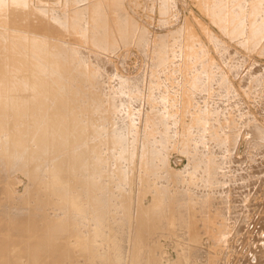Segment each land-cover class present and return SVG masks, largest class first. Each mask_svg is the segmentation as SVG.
Instances as JSON below:
<instances>
[{
	"label": "rangeland",
	"instance_id": "obj_1",
	"mask_svg": "<svg viewBox=\"0 0 264 264\" xmlns=\"http://www.w3.org/2000/svg\"><path fill=\"white\" fill-rule=\"evenodd\" d=\"M198 1L28 0L95 75L111 110L92 112L96 123L107 129L110 114L129 141L121 178L114 161L105 168L111 199L132 192L134 207L101 227L76 219L95 256L66 264H264V0ZM11 177L24 197L27 177Z\"/></svg>",
	"mask_w": 264,
	"mask_h": 264
},
{
	"label": "bare ground",
	"instance_id": "obj_2",
	"mask_svg": "<svg viewBox=\"0 0 264 264\" xmlns=\"http://www.w3.org/2000/svg\"><path fill=\"white\" fill-rule=\"evenodd\" d=\"M0 3L6 4L0 9V203L7 204L0 212V264H66V260L76 256L75 251L93 257L94 243L77 234L81 226L76 219L85 214L87 222L93 217L101 227L112 210L122 208L129 215L132 192L123 193L114 202L109 186L111 173L105 168L114 161L115 177L121 178L120 170L127 160L125 143L129 141L125 133L111 128L114 122L110 114L104 121L105 125L110 123L107 129L91 115L94 111L98 114L111 110L96 90L95 75L84 59L64 41L56 40L62 27L49 24L45 16L30 10L28 0ZM91 103L96 105L95 110ZM91 138L95 139L90 141ZM107 150L111 154L106 155ZM14 172L23 173L29 181L24 197L16 196V182L11 177ZM67 215L68 220L64 218ZM145 223L149 219L144 218L141 226ZM99 227H95V232H100ZM104 246L102 243L98 249ZM115 249L120 251L117 246ZM118 256L114 257L115 264H121Z\"/></svg>",
	"mask_w": 264,
	"mask_h": 264
}]
</instances>
